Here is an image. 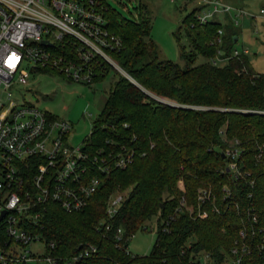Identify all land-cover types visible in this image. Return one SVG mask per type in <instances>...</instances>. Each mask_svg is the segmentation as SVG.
<instances>
[{
  "label": "trees",
  "instance_id": "trees-1",
  "mask_svg": "<svg viewBox=\"0 0 264 264\" xmlns=\"http://www.w3.org/2000/svg\"><path fill=\"white\" fill-rule=\"evenodd\" d=\"M101 2L105 26L120 39L111 56L129 78L117 73L109 84L82 148L90 157L110 161L123 146L132 159L122 168L97 172L100 183L80 209L64 211L48 204L42 226L35 231L45 242H53L49 250L53 255L69 257L80 247L95 246L93 253L74 264H230L229 248L243 228L249 252L238 264H264V72L252 68L246 53L230 55L236 31L227 15L223 23L214 19L199 23L193 16L197 6L186 12L180 27L187 48L179 46L178 64L158 57L145 3L138 1L134 13L123 17ZM218 27L221 33L215 41ZM103 65L93 81L109 69ZM222 137L238 139L240 169L248 175L235 179L226 171L220 156ZM177 178L182 191L176 187ZM223 183L230 189L226 197ZM124 187L116 212L107 216V196ZM199 187L209 189L211 203L197 205ZM180 195L193 213L183 208L172 213ZM248 203L254 222L245 212ZM197 206L206 211L204 217L194 214ZM151 216L155 229L150 251L131 256L127 239ZM116 228L119 239L114 238ZM199 250L208 252L207 262L194 258Z\"/></svg>",
  "mask_w": 264,
  "mask_h": 264
},
{
  "label": "built area",
  "instance_id": "built-area-1",
  "mask_svg": "<svg viewBox=\"0 0 264 264\" xmlns=\"http://www.w3.org/2000/svg\"><path fill=\"white\" fill-rule=\"evenodd\" d=\"M196 6L193 16L199 23L213 20L217 12L227 14L232 24L237 23L236 15L255 16L241 10L229 16L230 7L219 0H197ZM103 8L101 0H0V89L14 83L25 84L28 72L41 68L88 85L97 73L103 72V62L124 75L111 56V51L120 47V39L105 26ZM257 13L264 17V5ZM215 33V41H219L221 27ZM239 52L248 54V49L233 47L230 55ZM226 58L218 61L222 63ZM5 98V102L0 99V264L38 261L74 264L93 253L95 246L80 247L69 257L53 255L49 252L53 242H45L34 228H41L40 220L48 204H56L64 211L83 207L100 183L97 172L126 166L132 152L121 146L110 161L90 157L82 142L72 145L67 141L69 121L50 116L32 104L15 102L9 91ZM155 98L176 105L163 97ZM222 140L226 171L235 179L248 175V171L240 169L242 148L238 139L222 137ZM176 187L183 190L180 178L176 180ZM221 189L223 197L229 195L226 183ZM124 194V191H115L107 196L104 203L107 216L116 212ZM195 199L198 206L212 202L209 189L204 187L196 189ZM198 206L194 214L204 217L206 211L199 210ZM182 208L188 214L193 213L191 204L185 203L180 195L172 213ZM252 211L248 203L245 212L254 222ZM168 217L171 219L172 214ZM114 238H120L119 228L115 229ZM244 238L245 230L239 228L229 248L230 264H238L249 252ZM36 240L42 242V253L28 249ZM194 258L205 263L209 254L199 250Z\"/></svg>",
  "mask_w": 264,
  "mask_h": 264
},
{
  "label": "rangeland",
  "instance_id": "rangeland-1",
  "mask_svg": "<svg viewBox=\"0 0 264 264\" xmlns=\"http://www.w3.org/2000/svg\"><path fill=\"white\" fill-rule=\"evenodd\" d=\"M138 1L145 3L149 10V33L156 44L158 57L182 64L178 50L179 46L186 49L187 41L180 27V19L196 6L197 0H104L107 6L123 17H130L134 13L133 6ZM219 1L230 7L229 16L237 13V10L255 15L235 16L237 23L234 24V29L237 39L234 46L246 47L252 68L257 72H264V17L257 15L258 8L264 5V0ZM225 15L227 14L217 12L213 19L223 23ZM175 33L177 39L174 37ZM117 73L119 72L109 67L101 79L88 85L69 80L55 72L32 70L28 72L25 84L14 83L3 90L0 89V99L5 102L6 91H9L11 99L17 103L32 104L49 115L66 119L70 123L67 141L75 145L81 143L88 134L91 121L99 112L108 86ZM125 190V187L116 189L118 192ZM154 219V216L149 217L143 222V229H137L128 237L126 247L131 256H142L150 251L154 239ZM28 249L42 253V242L33 241L28 245ZM32 264L47 263L38 261Z\"/></svg>",
  "mask_w": 264,
  "mask_h": 264
},
{
  "label": "water",
  "instance_id": "water-1",
  "mask_svg": "<svg viewBox=\"0 0 264 264\" xmlns=\"http://www.w3.org/2000/svg\"><path fill=\"white\" fill-rule=\"evenodd\" d=\"M236 37L235 36H232V41H235ZM41 43H45L44 40H40ZM220 156L223 157V154L222 152H220Z\"/></svg>",
  "mask_w": 264,
  "mask_h": 264
},
{
  "label": "crops",
  "instance_id": "crops-1",
  "mask_svg": "<svg viewBox=\"0 0 264 264\" xmlns=\"http://www.w3.org/2000/svg\"><path fill=\"white\" fill-rule=\"evenodd\" d=\"M220 2L224 3L223 1H220ZM225 4H226V3H225ZM236 39H237V37H236ZM103 76H104V75H103ZM103 76H102V77H103ZM102 77H101V78H102ZM101 78H99V79H101ZM99 79H96V80H99ZM96 80H94V81H96ZM94 81H93V82H94ZM89 85H90V84H89Z\"/></svg>",
  "mask_w": 264,
  "mask_h": 264
}]
</instances>
